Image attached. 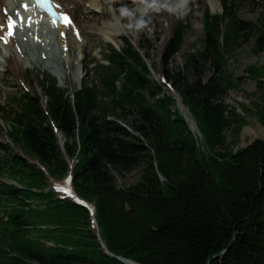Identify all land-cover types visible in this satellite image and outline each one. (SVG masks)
<instances>
[{"label":"trees","instance_id":"obj_1","mask_svg":"<svg viewBox=\"0 0 264 264\" xmlns=\"http://www.w3.org/2000/svg\"><path fill=\"white\" fill-rule=\"evenodd\" d=\"M221 6L204 12L200 47L182 67L169 69L188 15L161 52L163 78L200 137L143 60L149 39L138 48L125 37L122 47L108 43L102 62L86 61L93 78L71 92L41 78L44 108L36 94L16 97L5 111L6 136L24 155L0 141V264H125L117 256L137 264H264V137L233 150L246 119L224 101L227 57L252 33L254 51L264 50V28L238 19L231 0ZM248 72L261 91L253 105L264 127V65ZM68 161L74 191L94 207L99 238L87 207L48 189ZM138 167L135 183L117 186L113 172ZM66 218L65 237L39 228L65 227Z\"/></svg>","mask_w":264,"mask_h":264},{"label":"rangeland","instance_id":"obj_2","mask_svg":"<svg viewBox=\"0 0 264 264\" xmlns=\"http://www.w3.org/2000/svg\"><path fill=\"white\" fill-rule=\"evenodd\" d=\"M221 1L223 0H190V11L188 13L187 22L184 25L180 50L172 57L169 69L182 67L184 56L189 52H194L200 47V40L204 34L202 25L203 14L206 10L211 14L221 13ZM231 2L236 8L238 19L255 22L264 28V0H231ZM63 4L64 8L73 15L76 22V25L74 24L73 27L78 30V35L77 33L76 35L84 46L82 53H80V50L77 49L76 46L70 47V67L65 68V66H63L62 58L59 59L60 61H57L58 63L60 62L59 65H57L56 62L49 64L47 61L48 59L40 58L38 57L39 54L36 53L37 57L40 60L42 59L39 62L40 64L22 63L17 67L13 65L14 67L9 68L4 57L5 51H3L4 49L2 48L0 49V141L2 143H9L12 145L6 136V132L9 131L8 124L10 120L4 121V118L8 115L5 113L8 107H15V105L13 107V102L19 94L28 93L29 95L36 94L41 96V103L44 108L45 97L43 96V90L40 84L41 78L49 76L54 77L60 87L69 92L73 91L75 88L79 87L84 79L90 81L93 78L92 75L88 78L85 75L84 67L86 61L88 59H96L98 62H102V56L105 54L108 43L113 44L117 48L122 47V37L130 39L137 48L139 43L145 44L146 39L151 41V48L148 50L139 49V52L143 60L147 63L153 77L158 80L160 75L163 76L161 52L166 46L174 28L180 21L184 20V18L181 19L176 14H170L166 11L150 13L149 27L133 35L124 29V22L119 19L118 8L121 5H125L124 0H121V4H116L115 0H104L103 9L98 7L97 9L92 8L88 0H81V4H77L76 2H63ZM130 7L135 8L136 6ZM89 9L91 12L87 11ZM82 16L88 18L90 21L88 25L82 24L80 21V17ZM92 18H95V21H93ZM111 23L117 29L118 34L114 35L113 38H108L99 30V27ZM46 32H48V30ZM35 38H37V36H35ZM255 39L256 34L252 33L245 43L237 46L232 51L227 57V62L225 64V69L227 73L229 72L228 74L231 75L232 81L224 101L230 107H234L235 110L246 119V124L241 128L236 144L232 146L233 150L247 145L255 138L264 137V127L259 122L253 105V103L260 101L261 91L257 88V78L248 72L250 66L259 67L264 65V50L258 52L254 51ZM57 45L59 46L58 42L54 46ZM58 46L55 48L59 50ZM146 54L149 57H146ZM209 75L210 72L206 71L204 79L209 77ZM174 106H176L175 102ZM244 107L248 108L249 111L245 110ZM198 136L200 137V133ZM228 139H232L231 134H229ZM61 140H64L62 136ZM11 150L14 153L22 154L21 150L16 145H12ZM23 155L24 154H22V156ZM34 161L33 159V162ZM113 173L117 186H127L135 183L139 179L140 168H135L123 177L119 176L116 172ZM66 175L61 180L50 179L48 189L60 199L67 198L62 195L59 185L68 177ZM4 181L14 183L10 181L9 178H5ZM69 186L73 188L71 181ZM75 194L77 195V193ZM78 198L83 199L80 196H78ZM67 220L66 218L62 222L68 224L69 222ZM59 225L44 223L40 224L39 228L42 230H50L44 233L48 236L56 234L65 237L63 230L67 229L69 224L65 227H60ZM31 233L33 236H37L34 230H32ZM43 242L48 246L53 244L52 241L46 239H43Z\"/></svg>","mask_w":264,"mask_h":264},{"label":"bare ground","instance_id":"obj_3","mask_svg":"<svg viewBox=\"0 0 264 264\" xmlns=\"http://www.w3.org/2000/svg\"><path fill=\"white\" fill-rule=\"evenodd\" d=\"M54 1L56 6L58 5L60 11L72 16L73 20L70 26L66 27L65 24H53L48 22L46 17L40 12H37L36 9L32 7V3L28 0H0V26H2L0 27V36L4 37V39H0V49L2 48L4 49L3 51H5L4 57L9 68L14 66L17 67L22 63L37 64L42 60L38 57L48 59L47 61L49 64L56 62L57 65L60 63L57 61L62 58L63 66L68 68L70 67L71 58L70 47L76 46V48L80 50V53L83 52V43L79 40L75 30H73L75 29L73 25H76L74 17L66 8H64L63 4V2H76L77 4H81V0ZM88 1L92 8L97 9L98 7L103 9L104 0ZM115 2L116 4H121V0H115ZM124 2L125 5L129 7L134 6L131 0H124ZM24 6L27 7L26 10L24 9ZM87 11H90V9ZM20 17L22 18L21 22L19 21ZM9 19H11L15 25L13 27L14 32L12 35H8ZM92 20L95 21V18H92ZM80 21L83 25H88L90 22L85 16L80 17ZM47 30L48 32H46ZM99 30L108 38H113L114 35L118 34L117 29L112 23L100 26ZM35 36H37V38H35ZM57 42L59 43V46L57 45L59 50L55 48L57 46H54ZM36 53L39 54L38 57ZM182 109L187 116L188 121L192 119L189 115L188 109L183 103ZM193 124L194 123L192 122V126L194 127ZM58 140L61 141L60 138H58ZM68 162L71 164L70 161Z\"/></svg>","mask_w":264,"mask_h":264},{"label":"clouds","instance_id":"obj_4","mask_svg":"<svg viewBox=\"0 0 264 264\" xmlns=\"http://www.w3.org/2000/svg\"><path fill=\"white\" fill-rule=\"evenodd\" d=\"M135 8L121 5L118 8L119 19L123 27L135 35L149 27L150 13L166 11L183 19L190 11V0H131Z\"/></svg>","mask_w":264,"mask_h":264},{"label":"water","instance_id":"obj_5","mask_svg":"<svg viewBox=\"0 0 264 264\" xmlns=\"http://www.w3.org/2000/svg\"><path fill=\"white\" fill-rule=\"evenodd\" d=\"M158 80L161 81V82H162V83L168 88L169 92L172 94L173 98L176 100L177 108H178L180 114L183 116L184 120L188 123V128H189V130H190L191 132H196L197 134H199L198 128L196 127V124H195V121L193 120V118L191 117L192 119L189 120L190 122L188 121V118H187V116L185 115V113H184V111H183V109H182V100H181V97L179 96V94L173 89V87L171 86L170 83H166V82L163 80L162 75H160V76L158 77ZM186 108H187V107H186ZM187 109H188V108H187ZM192 122L194 123V124H193L194 127L192 126ZM58 138L61 139V135H60V134H58ZM61 143H62V140L59 141V144H60V145H61ZM61 148H62V147H61ZM61 150H62V149H61ZM37 165H38V164H37ZM38 166H40V165H38ZM40 168H42V169L44 170V167L40 166ZM68 168H69V170H68V174H67V176L70 178V177H71V169H72V166H71V164H70L69 162H68ZM60 184H61V185H65V184H64V181L61 182ZM73 198L76 199L81 205H83V206L87 207L88 209H90L91 213L93 214L94 207H93L92 204L87 203V202H86L85 200H83V199H79L78 196H77L76 194H74V197H73ZM95 234H96L97 238H99V232H98V230L95 231ZM102 247H104V245H102ZM117 258L120 259L121 261H123V262L126 263V264H137V263H135L134 261H132V260H130V259H127V258H124V257H121V256H117Z\"/></svg>","mask_w":264,"mask_h":264},{"label":"snow or ice","instance_id":"obj_6","mask_svg":"<svg viewBox=\"0 0 264 264\" xmlns=\"http://www.w3.org/2000/svg\"><path fill=\"white\" fill-rule=\"evenodd\" d=\"M38 2H39V0H38ZM57 7H58V5H57ZM59 15L61 17V22L64 23L66 27H68L72 24L71 18L66 13H59ZM54 23H55V21H54ZM14 26H15L14 22L11 19H9V21H8V35H12V29ZM0 27H2V26H0ZM73 30H75V29H73ZM77 35H78V32H77ZM0 39H4V37L0 36Z\"/></svg>","mask_w":264,"mask_h":264}]
</instances>
